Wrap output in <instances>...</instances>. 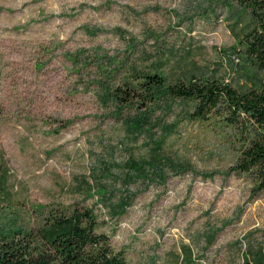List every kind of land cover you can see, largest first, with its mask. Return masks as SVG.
<instances>
[{"label":"rangeland","instance_id":"obj_1","mask_svg":"<svg viewBox=\"0 0 264 264\" xmlns=\"http://www.w3.org/2000/svg\"><path fill=\"white\" fill-rule=\"evenodd\" d=\"M249 21L232 0H0V229H40L79 202L95 209L126 264L264 260V190L234 172L221 129L160 104V123L135 140L125 120L145 108L140 98L119 114L99 98L127 65L159 61L168 79L214 74L246 85L251 74L233 50ZM165 124L176 127L160 153L189 168L121 182L124 163L149 158ZM99 185L132 195L121 216L110 217Z\"/></svg>","mask_w":264,"mask_h":264},{"label":"trees","instance_id":"obj_2","mask_svg":"<svg viewBox=\"0 0 264 264\" xmlns=\"http://www.w3.org/2000/svg\"><path fill=\"white\" fill-rule=\"evenodd\" d=\"M249 13L234 48L241 71L250 76L247 84L239 86L214 74H189L168 79L163 74L162 62L148 67L127 65L125 77L118 83L105 84L100 100L112 104L117 114L133 108L136 99L145 107L135 117L126 118L125 125L136 140L160 123L153 113L160 104L170 111L179 104L183 117L205 123L212 131L221 129L219 136L229 141L236 150L233 170L252 180L254 190H264V0H232ZM119 84V85H118ZM148 103V104H147ZM154 106L156 108L154 109ZM176 124L162 125L161 139H151V155L147 159L129 158L125 172L118 179L126 185L134 180L146 184L163 182L166 173L183 171L189 164L161 154L165 138ZM105 164L103 169L107 171ZM2 170L0 167V183ZM98 192L106 196L110 217L121 216L132 200V195L120 198L106 192L99 185ZM129 192V191H127ZM109 198V199H108ZM118 199V200H117ZM115 200L116 202H113ZM40 229L22 230L18 227L0 229V264H126L122 250L111 244L110 236L101 230L95 209L75 202L67 208L52 212L44 218ZM264 249L260 251V257ZM243 258L240 264H264Z\"/></svg>","mask_w":264,"mask_h":264},{"label":"crops","instance_id":"obj_3","mask_svg":"<svg viewBox=\"0 0 264 264\" xmlns=\"http://www.w3.org/2000/svg\"><path fill=\"white\" fill-rule=\"evenodd\" d=\"M248 250V249H247ZM243 258H246V259H249L250 261H251V258H249L248 256H245V254L243 253V255H242V259ZM242 261V260H241ZM241 263V262H240ZM240 263H238V264H240Z\"/></svg>","mask_w":264,"mask_h":264}]
</instances>
